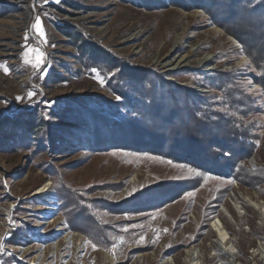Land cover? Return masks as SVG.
<instances>
[{
  "label": "rangeland",
  "instance_id": "obj_1",
  "mask_svg": "<svg viewBox=\"0 0 264 264\" xmlns=\"http://www.w3.org/2000/svg\"><path fill=\"white\" fill-rule=\"evenodd\" d=\"M37 16L46 42L32 27ZM245 47L203 9L171 0H0V264H109L101 251L114 264H186L187 250L201 264H264V90ZM34 48L41 69L24 61ZM118 62L164 74L250 125L245 168L257 187L111 143L62 146L60 131L81 121L99 132L87 114L126 117L127 86L112 85ZM213 72L233 74L236 95L208 87ZM216 220L231 258L210 245ZM69 234L81 239L68 243Z\"/></svg>",
  "mask_w": 264,
  "mask_h": 264
},
{
  "label": "trees",
  "instance_id": "obj_2",
  "mask_svg": "<svg viewBox=\"0 0 264 264\" xmlns=\"http://www.w3.org/2000/svg\"><path fill=\"white\" fill-rule=\"evenodd\" d=\"M171 3L187 10L203 9L211 15L215 25L241 45L251 43L248 50L245 47L246 55L258 70L259 77L255 81L264 90V0H171ZM118 63L119 71L114 73L111 83L121 89L127 86L121 96L126 117L113 121L103 116L98 118L97 113L87 114L86 119L100 121L96 124L101 127L99 132L86 128L89 121H81L80 128L60 131L62 146L111 143L118 148L185 164L208 176H225L257 187L253 174L245 168V161L255 150L256 138L250 133V125L213 111L207 98L191 88L168 82L164 74ZM204 76L210 81L208 87L236 95L238 85L233 81V74L213 72ZM211 76L215 77L208 80ZM225 106L227 111L234 112L238 105L228 102ZM243 111L239 113L249 112ZM171 249L166 253L174 251Z\"/></svg>",
  "mask_w": 264,
  "mask_h": 264
},
{
  "label": "bare ground",
  "instance_id": "obj_3",
  "mask_svg": "<svg viewBox=\"0 0 264 264\" xmlns=\"http://www.w3.org/2000/svg\"><path fill=\"white\" fill-rule=\"evenodd\" d=\"M179 43H180L179 40H176L174 45L177 46ZM209 60L210 59H208L207 57L201 58V60H199V66L203 67L208 62H210ZM257 210H258V208H257ZM259 210H260V208H259ZM209 230L211 231V233H213L215 235V240L211 241V243H210L215 255L221 254L225 257L231 258L230 252L228 250H226V247L229 244L230 237L226 233L224 227H222L220 221L219 220L213 221L210 225ZM74 237L81 239V236L79 234H69L66 238V239L69 238L68 243H71L72 241L70 239H72ZM77 245H79V243H77ZM196 254H197L196 252L191 251V250L185 251V257L183 258V262L186 264H201L200 263L201 260H198V257ZM100 255H101L102 260L104 262L109 263V264H114L113 263L114 259L105 251H101ZM37 262L39 264H45L41 259H38ZM218 264H229V263H225L224 261H220Z\"/></svg>",
  "mask_w": 264,
  "mask_h": 264
},
{
  "label": "snow or ice",
  "instance_id": "obj_4",
  "mask_svg": "<svg viewBox=\"0 0 264 264\" xmlns=\"http://www.w3.org/2000/svg\"><path fill=\"white\" fill-rule=\"evenodd\" d=\"M44 2L47 3L48 0H44ZM32 27L36 30V32L40 36L41 40L46 42L45 41V33H44V30H43V27H42V23H41V20H40L39 16H37L35 18V22L32 25ZM29 52L35 53L34 62L28 58L29 57ZM23 57H24L25 63H30L33 68L41 69V66L44 64V53L39 48L28 49L27 51H25L23 53ZM93 71H95V69H93ZM5 72H7L6 68H5ZM100 83L103 84V80H101ZM34 95H35V93L29 92L28 93V98L31 99ZM17 99L19 100L21 98L17 97ZM117 99H120V97H117ZM169 163H171V161H169ZM230 183H231V181H230ZM186 195L191 197L193 194L192 193H187ZM125 231H127V229H125ZM165 231H167V230L165 229ZM143 240H144V237L141 236L140 237V241H143ZM93 247H95V245H93Z\"/></svg>",
  "mask_w": 264,
  "mask_h": 264
}]
</instances>
